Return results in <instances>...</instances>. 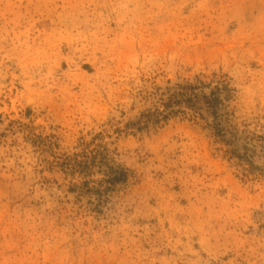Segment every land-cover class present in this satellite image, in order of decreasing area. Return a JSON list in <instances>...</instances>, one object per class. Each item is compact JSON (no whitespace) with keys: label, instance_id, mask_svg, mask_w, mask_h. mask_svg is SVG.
I'll return each instance as SVG.
<instances>
[{"label":"rangeland","instance_id":"rangeland-1","mask_svg":"<svg viewBox=\"0 0 264 264\" xmlns=\"http://www.w3.org/2000/svg\"><path fill=\"white\" fill-rule=\"evenodd\" d=\"M215 72L254 171L189 114L119 131ZM92 141L126 182L79 190L45 150ZM0 264H264V0H0Z\"/></svg>","mask_w":264,"mask_h":264},{"label":"trees","instance_id":"trees-1","mask_svg":"<svg viewBox=\"0 0 264 264\" xmlns=\"http://www.w3.org/2000/svg\"><path fill=\"white\" fill-rule=\"evenodd\" d=\"M212 75L208 78L207 74L199 73L179 81L169 79L166 84L156 82L152 89L145 90L148 92L144 97H151L154 107L142 111L119 131L140 133L176 115L189 114L205 119L210 131L228 146L233 156L249 163L254 171L257 165L252 159L249 144L234 126L231 128L229 101L233 88L230 80L223 73ZM88 147L92 148L72 157L59 153L53 145L45 150L50 152L65 174L72 177V181L80 177L74 181L79 190L102 193L128 180V170L116 165L99 141H92Z\"/></svg>","mask_w":264,"mask_h":264}]
</instances>
